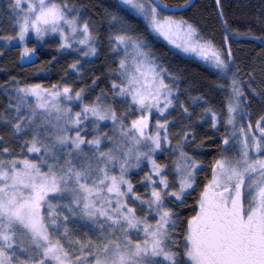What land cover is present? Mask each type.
<instances>
[{
	"label": "snow or ice",
	"instance_id": "1",
	"mask_svg": "<svg viewBox=\"0 0 264 264\" xmlns=\"http://www.w3.org/2000/svg\"><path fill=\"white\" fill-rule=\"evenodd\" d=\"M121 3L131 12H104L111 51L123 53L108 70L115 76L109 89L85 103L89 88L26 84L15 88L9 95L15 103L0 112L8 129V139L0 134V264H264V113L253 126L250 111L253 104L264 108V63L259 81L255 69L248 73L246 91L239 67L229 63L235 59L227 31L225 51L183 16H162L169 6L162 8L159 0ZM188 7L190 0L177 6ZM132 12L146 32L195 53L218 80L228 81L213 85L228 90L220 112L205 107L198 116L206 122L210 115V127L218 131L223 115L226 131L182 238L176 233L183 223L177 205L196 186L202 161L192 152L203 141L197 142L192 113L178 99L180 78L160 63ZM218 15L227 29L223 11ZM5 16L15 35L0 39L23 44L30 32L38 40L55 33L58 50L75 45L77 51L83 46V56L98 55L96 22L75 0H8L7 11L0 8V19ZM32 52L24 47L21 56ZM69 67L79 71L80 62ZM97 83L93 78L92 85ZM189 99L204 101L200 95ZM77 102L79 110L73 111ZM177 106L189 120L173 137L169 129L176 120L164 117ZM109 121L111 128L101 131ZM9 140L18 143V151ZM165 146L172 150L171 164L154 158ZM144 161L149 171L140 178V193L129 175Z\"/></svg>",
	"mask_w": 264,
	"mask_h": 264
},
{
	"label": "trees",
	"instance_id": "2",
	"mask_svg": "<svg viewBox=\"0 0 264 264\" xmlns=\"http://www.w3.org/2000/svg\"><path fill=\"white\" fill-rule=\"evenodd\" d=\"M160 1L169 6H179L184 3V0ZM7 2L8 0H0V8L7 11ZM75 2L78 5L85 6V14L96 22L95 30L101 35L97 45L98 55L87 58L76 50H58L57 45L60 41L58 37L54 36L46 38L39 45L29 39L25 47L33 48L34 52L30 56L25 57L21 56L22 46L13 42L15 39L11 41L0 39V112H3L9 103H15L14 100H9V95H14L15 88L26 84H40L45 88H50L53 84H59L61 87L69 84L74 90L89 88V91L84 96L85 103L92 101L102 90L109 89V82L115 76L110 75L108 70L115 66L114 62L118 61L121 53L116 54L111 51V46L107 40L109 33L104 12L108 10L124 14L121 11L122 9L131 11L122 6L118 0H75ZM117 4H120V8L114 7ZM220 11L224 13L223 20L227 21V29L223 26L222 20L218 15ZM131 14L136 16L133 13ZM161 15H175L177 18L183 16L196 25L202 36L213 39L218 46H223L225 51L227 50V45L223 44V39L227 31L229 36L228 43L235 59L234 63H229L232 65L233 70L239 67L238 79L244 84L245 90L247 91L246 77L253 69L256 70V80H260L259 69L261 64L264 63V40L254 39V37H264V0H220L219 7L216 0H195L189 9L182 13L168 14L162 11ZM133 23H139V33L148 35L152 51L157 56L162 57L160 63L169 72L180 78L177 81L180 91L178 99L184 101L192 113L190 119L195 122L197 142L203 141V146L192 152L197 159L202 161L201 169L196 178V186L194 189L188 190L184 204L177 205L183 223L179 224L176 233L178 238H182L184 229L187 226V219L195 215L197 210L196 201L199 193L202 191L204 183L211 178V163L219 153V137L226 131L224 127L225 117L223 115L220 117L218 131L211 129L210 115L206 118V122L198 120V116L205 107H212L217 112H220L225 97L228 95V90H214L213 85L215 83H228V81L226 79L218 80V73L214 69L196 59L180 55L162 41L155 39L150 30L146 32V24L140 17L136 16ZM0 25H2L0 27V37L15 35L14 29L9 25L6 16L0 19ZM232 30L250 34L234 35ZM75 61L80 62L79 71L69 67ZM229 75H231V72ZM93 78L98 80V83L94 86L92 85ZM16 81L19 82V85L16 84ZM166 82L172 83L170 80H166ZM253 86L258 87V83ZM73 92L75 93V91ZM198 95L203 96L204 101L194 102L189 99V97ZM117 108L123 111L124 105L117 104ZM73 109L78 110L79 105L74 104ZM250 111L252 112L251 122L254 126L257 117L264 113V108L253 104ZM132 118L134 117H129V120ZM173 118L176 123L170 127L169 131L175 137L181 125L188 123L189 118L181 115L178 106L170 109L169 115L164 117V119ZM245 119L248 122L247 118ZM102 129L104 131L110 128L105 125ZM0 134L8 139V129L2 121H0ZM90 135L91 133L88 134V137ZM206 137L213 138L215 142L209 143ZM173 143H175V139H173ZM9 146L16 151L19 150V145L15 140H9ZM0 147H3V145H0ZM171 151L165 146V150L154 158L158 163L171 164ZM30 158L37 159L33 158L32 155ZM147 170L145 166L139 171L131 172L129 175V178L136 186L137 192H144V186L141 184L140 178ZM52 202L55 203L56 201L53 200Z\"/></svg>",
	"mask_w": 264,
	"mask_h": 264
},
{
	"label": "rangeland",
	"instance_id": "3",
	"mask_svg": "<svg viewBox=\"0 0 264 264\" xmlns=\"http://www.w3.org/2000/svg\"><path fill=\"white\" fill-rule=\"evenodd\" d=\"M118 1H119V3H121V0H118ZM121 5L127 8L126 5H123L122 3H121ZM129 10H130V9H129ZM130 11H131V10H130ZM132 13L135 14L134 12H132ZM135 15H136V14H135ZM136 16H137V15H136ZM138 17H139V16H138ZM140 18H141V17H140ZM141 19H142V18H141ZM150 32H151V31H150ZM151 33H152V32H151ZM152 35L154 36L155 39H157V40H159V41H162V42L165 43L167 46H169L173 51L179 53L180 55L185 56V57H190V58L196 59V60L202 62L203 64H205L206 66L210 67V66H209L208 64H206V63H205L200 57H198L195 53H192V52H184L182 49L177 48V47H176L175 45H173V44H170V43L168 42V40H166L163 36H161V35H159V34L152 33ZM54 36L59 38L58 34L51 33V34L45 36L42 40H38V39L35 37V35H34L33 33L30 32V33L25 37V41H24L23 44L19 41L18 38H16L15 40H13V42H14V43H19V44L22 46V48H24V47H25V44L27 43V41H28L29 39H32L33 42H34L36 45H39V44H41L46 38H48V37H54ZM65 50H76V46L74 45L72 48H67V49H65ZM76 51H77V50H76ZM83 51H84L83 46H80L79 52L83 53ZM31 54H32V53H28L27 55H25V57L30 56ZM122 54H123V53L121 52V55H122ZM84 57L90 58V57H92V56H84ZM73 95H75L74 92H73ZM30 102H33V103H34V100H33V101H30ZM76 105H79V103L77 102ZM72 106H74V105H72ZM78 110H79V109H78ZM78 110H74V109H73V111H78ZM158 118H160V117H159V114H156V115L151 116V122H152L153 125L155 124V121H156V119H158ZM243 123H244L245 125L247 124L246 119L243 121ZM102 124H103V126H105V125L107 126V125H108L109 128H111V123H110V121L107 122V123H103V122H102ZM103 126H102V127H103ZM102 127H101V131H103ZM106 146H107V145H106ZM159 153H160V152H158L156 155H158ZM32 156H33V158H37V156H36L35 154H33ZM145 166H146L147 169H148L147 171H149V167H148V165H147V161H144L139 169H137V168H132V169H130V173H131V172H135V171H139L140 169L144 168Z\"/></svg>",
	"mask_w": 264,
	"mask_h": 264
},
{
	"label": "water",
	"instance_id": "4",
	"mask_svg": "<svg viewBox=\"0 0 264 264\" xmlns=\"http://www.w3.org/2000/svg\"><path fill=\"white\" fill-rule=\"evenodd\" d=\"M159 2L161 4L162 8H163V5H166V4L162 3L160 0H159ZM194 2H195V0H190L191 6L194 4ZM189 8L190 7L186 8V9H180V8H177V6H169L168 9H164L163 12L168 13V14H177V13H182V12L186 11ZM234 38H236V37H234ZM258 42H260V41H258Z\"/></svg>",
	"mask_w": 264,
	"mask_h": 264
}]
</instances>
